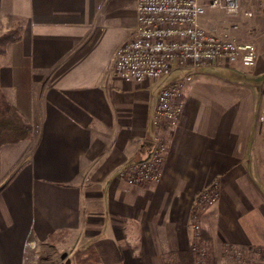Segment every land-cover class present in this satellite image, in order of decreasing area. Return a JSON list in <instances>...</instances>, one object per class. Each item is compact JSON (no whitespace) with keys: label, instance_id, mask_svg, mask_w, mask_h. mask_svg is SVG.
<instances>
[{"label":"crops","instance_id":"1","mask_svg":"<svg viewBox=\"0 0 264 264\" xmlns=\"http://www.w3.org/2000/svg\"><path fill=\"white\" fill-rule=\"evenodd\" d=\"M249 1L259 58L229 65L247 80L189 86L179 122L161 131L160 179L135 185L120 171L147 155L167 84L111 74L137 0H0L22 32L0 57V85L33 126L0 149V264H24L28 237L49 243L59 230L61 244L94 243L101 264H180L195 198L211 185L218 198L201 225L214 256L228 244L264 249V9Z\"/></svg>","mask_w":264,"mask_h":264},{"label":"built area","instance_id":"2","mask_svg":"<svg viewBox=\"0 0 264 264\" xmlns=\"http://www.w3.org/2000/svg\"><path fill=\"white\" fill-rule=\"evenodd\" d=\"M261 6L264 9V4ZM136 11L137 22L130 38L115 50L111 74L138 82L177 75L157 94L152 115L155 131L147 155L120 171V176L127 182L145 185L157 182L161 177L168 149L161 131L179 122L185 107V86L193 76L215 63L253 67L259 53L249 21L255 12L243 9L242 0H137ZM215 11L223 12L224 17L211 18L210 13ZM201 192L197 198L201 204H212L217 198L214 189ZM197 208L194 206V221L199 215ZM194 226L199 228L198 224ZM199 239L196 238L198 242ZM37 243L32 237L27 238L24 264L29 260L30 249H35ZM197 245L192 247L193 264H204L208 247ZM242 252L234 249L231 255L245 263L246 260H241Z\"/></svg>","mask_w":264,"mask_h":264},{"label":"rangeland","instance_id":"3","mask_svg":"<svg viewBox=\"0 0 264 264\" xmlns=\"http://www.w3.org/2000/svg\"><path fill=\"white\" fill-rule=\"evenodd\" d=\"M247 4H264V0H250L249 2H247ZM211 18L213 19H217L220 17H224V13L223 12H219V14L212 12L210 13ZM260 19V18H259ZM261 22V20L259 21V23ZM20 28L21 27V23L19 20L16 19H12L6 16H0V34L5 33L6 31H8L11 28ZM215 66H213V68L208 69L209 71L206 72L205 74H195L192 78V80L187 83V85L185 86V97L187 99V88H189V86L191 85H195L198 82L201 83H205L206 87H207V92H212V93H217L220 89H222V86H224L225 84H227L230 81L234 80L235 82H241L244 83L247 80L246 78H238L239 80H237L236 78H234L233 74L234 72H238L241 74L247 73V71L245 69H237V68H232L229 65H220V64H214ZM245 68V67H243ZM242 71V72H241ZM176 77V75H170V76H166L163 77L156 82V84L158 86H162L166 83H168L170 80L174 79ZM243 79V80H241ZM219 89V90H216ZM206 92V91H205ZM197 94L199 93L198 91L196 92ZM198 97V96H197ZM208 97V96H207ZM210 190V189H214L215 191H217V198H218V189L216 188V185H211L207 188H204L203 190ZM201 190V191H203ZM199 192L195 198V200L197 201L199 198L198 195L200 196L202 194V192ZM216 198V200H217ZM216 200L212 203V204H201L202 201L200 200V202H196L194 203L195 207L197 208V212H198V218L197 220H192V230H193V240H192V244H191V248L193 247V245H197V240L196 238H199V242L197 246H201L208 245L207 248V253L206 256L204 258V264H264V260L262 261L260 258L262 257L259 252H261V247H251V248H244V247H240V246H234L233 244H228L226 245V247H224L221 256H219L218 258L214 256L211 245H210V241L207 239H203L201 237V230H202V225H201V218H202V214L208 209L210 208L215 202ZM193 213H194V209H193ZM198 224L199 228H196L194 225ZM197 234L199 236H197ZM83 241H81V243H79L78 245L75 244V241L73 243V241L71 242H67L66 244H50L48 242L43 243H37V247L35 249H30V257L29 260L27 261V264H69V262H71L72 260H75V255L79 250H83L84 248H86L89 244H82ZM238 249V250H242L243 255L241 260L244 261L246 260L245 263H240L239 260H237V258L231 255V253L233 252L234 249ZM233 249V250H232ZM260 250V251H258ZM263 250V249H262ZM258 251V252H257ZM66 253V257L63 258L62 254ZM231 255V256H230ZM68 260H70L68 262ZM100 264V263H99Z\"/></svg>","mask_w":264,"mask_h":264},{"label":"trees","instance_id":"4","mask_svg":"<svg viewBox=\"0 0 264 264\" xmlns=\"http://www.w3.org/2000/svg\"><path fill=\"white\" fill-rule=\"evenodd\" d=\"M21 28H11L3 34H0V57L6 55L9 46L21 39ZM1 65V61H0ZM33 126L31 122L13 105L8 99L4 89L0 85V149L1 146L9 142H17L31 135ZM69 233L68 230H59L49 235V243L57 244L62 242L64 236ZM201 237L208 240V235L201 230ZM208 247V245H207ZM263 249V248H262ZM259 254L260 259L264 260V249ZM260 251V250H258ZM257 251V252H258ZM180 264H193L195 262V253L192 248L178 252ZM75 260L69 264H101L99 254L95 244L90 243L83 250H79L75 255Z\"/></svg>","mask_w":264,"mask_h":264},{"label":"water","instance_id":"5","mask_svg":"<svg viewBox=\"0 0 264 264\" xmlns=\"http://www.w3.org/2000/svg\"><path fill=\"white\" fill-rule=\"evenodd\" d=\"M66 255H67L66 253H63V254H62V257L65 258ZM69 261H70V260H68V262H69Z\"/></svg>","mask_w":264,"mask_h":264}]
</instances>
